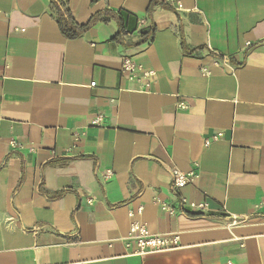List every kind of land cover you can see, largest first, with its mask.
Masks as SVG:
<instances>
[{"label":"crops","instance_id":"crops-1","mask_svg":"<svg viewBox=\"0 0 264 264\" xmlns=\"http://www.w3.org/2000/svg\"><path fill=\"white\" fill-rule=\"evenodd\" d=\"M66 1L78 24L124 8L155 35L116 39L109 18L68 39L51 0H0V264H264V0ZM126 55L156 71L148 91ZM174 167L197 168L181 193L208 210L160 209ZM140 205L181 247L129 253Z\"/></svg>","mask_w":264,"mask_h":264},{"label":"built area","instance_id":"built-area-1","mask_svg":"<svg viewBox=\"0 0 264 264\" xmlns=\"http://www.w3.org/2000/svg\"><path fill=\"white\" fill-rule=\"evenodd\" d=\"M177 8L181 5L179 2H176ZM145 19H140L139 25L143 24ZM217 58L214 61L215 65H224L228 62V56L221 55L218 52H214ZM121 70L129 79H139L144 80V87L142 91H148L152 81L155 79L156 71L152 68L145 67L144 65L137 63L133 60L131 56H123L121 63ZM201 73L208 75L209 71L205 68H201ZM92 86L95 85V82L91 83ZM180 109H185L187 105L184 102L178 104ZM102 117H98L95 120V123H100ZM223 137V133L219 132L214 135L212 138L205 140V145H209L212 141L217 140ZM78 139V136H76ZM10 146L13 149L23 148L24 145L16 140L15 138L9 141ZM197 166V165H196ZM171 174V189L176 200L174 203L167 202L160 198H156V201L159 204V207L162 211L174 215L176 213H188L192 211L195 214H201L208 210V204L206 201L196 202L188 199L181 192L182 189L190 184H192L197 176V168L192 169L188 172H184L181 169L174 167L170 171ZM103 176L105 178H110L113 176V171L107 169L104 171ZM94 202L93 198L88 199V203L92 205ZM143 211V206L140 205L134 210H129V216L131 218L130 227L127 237L123 240L124 246L129 251L130 254L145 256L153 253H160L165 251H171L176 248L181 247L180 236L176 233H152L149 231L147 225L141 220L137 219L136 215L141 214ZM233 222H237V219L234 218ZM226 264H238L236 261L229 259Z\"/></svg>","mask_w":264,"mask_h":264},{"label":"trees","instance_id":"trees-1","mask_svg":"<svg viewBox=\"0 0 264 264\" xmlns=\"http://www.w3.org/2000/svg\"><path fill=\"white\" fill-rule=\"evenodd\" d=\"M158 4L162 5L163 7L170 8V6L166 3L153 0L148 8L149 15H151L154 7ZM51 8L56 15V19L62 34H64V36L68 39H75L79 37L99 19L107 21L109 18L115 19L118 23L119 30L114 36L116 39L127 34L138 32L141 37V44L153 40L156 31V26L154 23L143 28H138L140 21L139 16L124 8L117 12L106 10L103 13L104 17H102L101 13L96 14L86 24H78L75 21L66 0H51Z\"/></svg>","mask_w":264,"mask_h":264}]
</instances>
